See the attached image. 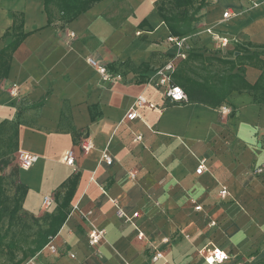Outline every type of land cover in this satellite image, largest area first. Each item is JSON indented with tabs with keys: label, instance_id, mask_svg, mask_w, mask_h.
<instances>
[{
	"label": "crops",
	"instance_id": "obj_1",
	"mask_svg": "<svg viewBox=\"0 0 264 264\" xmlns=\"http://www.w3.org/2000/svg\"><path fill=\"white\" fill-rule=\"evenodd\" d=\"M157 1L102 0L62 25L56 7L49 23L43 0H0V177L14 175L13 206L17 186L26 189L18 216L32 219L34 233L24 248L48 229L65 184L79 175L65 222L22 264H207L199 253L206 246L227 254L221 264H264V172L254 173L264 168V104L244 90L231 92L217 109L172 104L149 84L169 62L173 81L177 73L199 81L238 74L257 83L264 0H194L189 12L203 6L182 37L171 34ZM254 53L260 58L243 59ZM89 58L111 78L104 80ZM140 96L155 108L136 107ZM131 109L139 114L135 121L126 118ZM137 135L141 141H134ZM85 140L93 144L89 152ZM71 150L73 166L64 160ZM20 152L38 161L12 167ZM202 160L206 169L197 174ZM45 197L52 199L47 209ZM117 202L139 216L119 218ZM93 228L105 231L97 246L89 242ZM155 250L163 257L153 261Z\"/></svg>",
	"mask_w": 264,
	"mask_h": 264
},
{
	"label": "trees",
	"instance_id": "obj_2",
	"mask_svg": "<svg viewBox=\"0 0 264 264\" xmlns=\"http://www.w3.org/2000/svg\"><path fill=\"white\" fill-rule=\"evenodd\" d=\"M45 10L49 18V23L55 22L52 14V8L56 7L60 12V16L56 18L62 25L73 21L80 14L88 11L95 4L102 0H43ZM170 5V8L168 7ZM194 5V0H158L155 3L156 9L168 26L171 34L175 37H182L192 32L193 23L198 19L197 15L203 6L200 3L193 11L189 12V8ZM178 9V12L175 10ZM16 29H20L21 22L14 25ZM23 36V35H22ZM242 59L241 56H237ZM260 58V54L254 53L243 57L247 62H252ZM264 65V64H263ZM262 74L257 83L249 84L244 77L234 75H223L218 77L204 78L202 81L194 79L190 76H184L181 73L174 75L173 83L181 85L187 94L188 101L183 104L199 103L213 109H217L223 105L231 92L247 91L253 95L255 101L264 104V67ZM8 164V163H7ZM5 180L4 176L0 177V207L5 204ZM79 181V175L75 174L65 184L67 190L64 194L63 201L58 206V213L52 218L48 229L44 232H37L35 237L30 240L29 246L24 248L21 246L22 256L16 260L15 250L18 244L13 240H8L13 227V222L18 217L21 210V201L26 195V189L18 185L17 191L19 194L15 197V204L9 211V225L3 233H0V249L6 248L7 252L12 257L11 264H22L28 257L35 256L40 252L50 241V237L57 234L62 224L65 222L68 213L71 199ZM3 220V213L0 210V222ZM27 241L25 240L24 243Z\"/></svg>",
	"mask_w": 264,
	"mask_h": 264
},
{
	"label": "built area",
	"instance_id": "obj_3",
	"mask_svg": "<svg viewBox=\"0 0 264 264\" xmlns=\"http://www.w3.org/2000/svg\"><path fill=\"white\" fill-rule=\"evenodd\" d=\"M231 14L230 12H225L224 17H229ZM169 41L175 42L178 45L182 46L183 41L179 38L169 37ZM216 40H221L222 43L227 44L228 40L225 38H220L218 36H215ZM184 57L185 55H181ZM89 64L97 67L98 72L102 76L104 80H108L111 78V74L108 72L106 67L101 66L98 62H96L94 59L89 58L88 59ZM175 67L172 62L167 63L161 68H158L154 75L149 78V84L153 85L154 87L160 89L163 91L165 98L172 104H181L186 103L188 101L187 94L181 88L180 86L173 83V73H174ZM12 93H16V88L12 91ZM136 107H143V106H149L150 108H155L154 104L149 103L144 97L140 96L135 103ZM224 114H229L230 111L227 108H223ZM127 120L129 121H135L139 118V114L135 109H131L127 116ZM142 136L137 135L135 136L134 141H141ZM93 148V144L90 140H85L82 143V149L84 152H89ZM65 162L68 165H75V154L74 152L68 151L65 154L64 157ZM103 160L108 164L111 165L113 163L112 156L105 152L103 154ZM38 161V156L28 153V152H20L19 154V162L20 166L23 169H29L31 168L36 162ZM206 169V160H202L200 162V165L196 169L197 174H201ZM264 172V168L258 167L254 169L255 174H262ZM129 177L132 180L136 179V172H129ZM229 195L228 189L226 187H223L220 191V196L222 198H226ZM52 203L51 197H45L43 202L44 208H49V206ZM117 216L121 219H124L126 222H132L133 219L137 218L139 216L138 212L133 213L132 215L127 214L119 205L117 202ZM195 209L197 211L202 210L201 206H196ZM212 225H215L214 222L211 223ZM105 237V231L102 229L93 228L89 234V242L93 246H97L100 244V242ZM138 239L143 240L144 234L139 232L138 233ZM52 252H56L54 246H50ZM199 253L204 257L207 264H221L227 259V254L222 251L219 248L213 247L209 248L208 246L203 247L199 250ZM163 257V253L161 251L155 250V252L151 255V258L153 261H156Z\"/></svg>",
	"mask_w": 264,
	"mask_h": 264
},
{
	"label": "rangeland",
	"instance_id": "obj_4",
	"mask_svg": "<svg viewBox=\"0 0 264 264\" xmlns=\"http://www.w3.org/2000/svg\"><path fill=\"white\" fill-rule=\"evenodd\" d=\"M12 167H14L16 164H19V155H15L12 158ZM16 190V181L14 178V175H10L7 177L6 182H5V204L1 209L3 213V220L1 222V230L0 232L3 233L5 228L8 225L9 222V211L13 206V194ZM32 219L30 218H25L18 216L16 220L13 222V227L10 232L9 240L15 241V243L18 244L17 249L15 250L16 252V258L20 257V250L21 246H26L25 240L28 238H31L33 236L34 231L29 228V225L33 222L31 221ZM12 263V257L11 255L7 252L6 248H1L0 249V264H11Z\"/></svg>",
	"mask_w": 264,
	"mask_h": 264
}]
</instances>
